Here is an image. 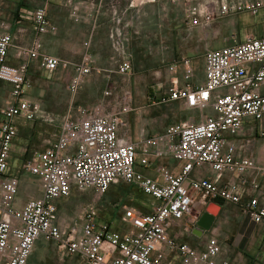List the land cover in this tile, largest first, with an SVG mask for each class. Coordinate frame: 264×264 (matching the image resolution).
<instances>
[{
  "label": "built area",
  "instance_id": "obj_1",
  "mask_svg": "<svg viewBox=\"0 0 264 264\" xmlns=\"http://www.w3.org/2000/svg\"><path fill=\"white\" fill-rule=\"evenodd\" d=\"M222 2L191 6L189 23L205 29L211 10L228 11ZM45 4L42 0L28 17L34 36L29 46L18 48L17 64L9 61V50L28 28L12 33L10 24L0 20V82L9 85L0 109V264H27L39 238L57 243L61 256L76 255L81 264H229L217 261L229 250L218 236V216L204 231L209 235L203 245L187 237L208 200L238 204L253 223H264V187L256 177L264 175V35L233 37L229 44L206 49L203 83L170 89L168 99L189 109H213L198 122H176L160 135L131 141L127 131H119L127 126L131 96L109 113L96 106L63 116L57 133L19 169L37 179L41 196L16 207L20 175L10 159L17 119L31 120L38 110L26 96L28 70L36 62L53 74L69 63L44 50L43 35L55 30ZM4 7L6 1L0 0V15ZM234 11L258 16L264 0H238ZM117 67L126 74L132 64L123 58ZM192 75L187 66L184 77ZM168 158L175 160L174 168ZM145 169L154 172L147 175ZM118 183L132 184L153 199L140 207L123 205V228L100 220L92 206L79 225L59 216L58 199L73 191L101 195Z\"/></svg>",
  "mask_w": 264,
  "mask_h": 264
},
{
  "label": "rangeland",
  "instance_id": "obj_2",
  "mask_svg": "<svg viewBox=\"0 0 264 264\" xmlns=\"http://www.w3.org/2000/svg\"><path fill=\"white\" fill-rule=\"evenodd\" d=\"M44 1L48 20L60 28L55 36H46L45 51L69 63L54 74L37 67L28 70L26 96L38 110L31 120L17 119L18 135L10 159L13 170L19 172L22 163L57 133L62 116L96 106L109 113L115 109L116 102L127 96L132 98L131 110L124 115L127 126H120V133L127 131L134 137L142 126L149 135L152 129L164 133L174 120V114L181 111L177 102L168 99L170 89L175 85L193 86L203 76V54L209 39L204 38L202 29L189 23L187 13L191 6L203 5L207 0H92L96 3L93 9L81 7L78 11L107 13L110 17L120 15L118 22H109L110 29L115 25L120 27L119 36L109 37L102 46L90 44L87 27L79 23L76 53L71 54L68 49V5H64L63 0ZM237 1L223 0L222 4L227 5L228 11L222 12L217 6V10L209 12L210 20L206 27H219L220 43L231 41L232 33L237 40H243L250 34L264 35V18L258 15L254 21L239 19L234 11ZM138 15L140 32L133 39L129 32L133 23L136 27ZM95 54L97 56L93 58ZM123 58H129L132 64L126 74L119 73L117 67ZM187 66L193 71L189 78L184 77ZM83 67H89V71L85 73ZM1 85L4 84H0V107L9 90L6 84V87ZM162 112L167 113V118L159 123L157 117ZM19 175L24 178L27 174L20 171ZM142 198L141 191L134 185L118 183L110 185L101 195L91 191H73L68 197L58 199L56 206L60 210L59 216L67 224L73 220L79 225L81 217L92 206L100 220L121 229L122 206L140 204ZM209 202L213 201L208 200L200 215ZM197 213L195 210L192 215ZM217 216L219 239L227 245L234 241L243 215L239 208L224 205ZM208 235L196 236L190 232L187 238L190 243L203 245ZM27 264H81V261L76 255L61 256L57 243L43 240L35 245Z\"/></svg>",
  "mask_w": 264,
  "mask_h": 264
},
{
  "label": "crops",
  "instance_id": "obj_3",
  "mask_svg": "<svg viewBox=\"0 0 264 264\" xmlns=\"http://www.w3.org/2000/svg\"><path fill=\"white\" fill-rule=\"evenodd\" d=\"M5 1H6V7H4L2 10V15H0V20H4L10 24V29L12 33H15V31L20 26H26L28 28L27 33L24 35L23 34L20 35V40L16 41L14 46H12L9 50V61L11 63L17 64L19 63V58L16 56L18 48L29 46L31 39L34 36V32L30 30V27H29L30 21L28 17L31 11L42 0H5ZM63 2H64V5L66 4L68 5V9H69L68 19L70 21V25H69L68 31H69L70 38H69V48L68 49H69L70 54L76 53L75 43H76L77 32L79 30L77 26L79 23H84V25L87 27L86 32L88 33V37H89L88 43L90 44L93 42L94 44L98 43V44H101L102 46L104 42L108 41L109 37L119 36L120 27L118 25H115L113 29H110L109 22L110 21L118 22L119 20H121V18H119L120 15L110 17V15L107 13L99 14V13H93V12L78 11V9H81V7L82 9L83 8L93 9L92 6L96 5V3H94L92 0H63ZM259 16L264 18V13L261 12ZM238 18L243 19V21H246V20L254 21L257 17L251 16L247 13H238ZM133 20H134V15H133ZM53 25L55 26V30L43 35L44 50H45L46 36H50V35L55 36L60 30L58 26H56L55 24ZM202 30L204 33V38L207 40L209 39L208 42L206 43L207 46L205 47V50L208 48L222 47L226 44H229L232 41L231 40L228 43H220V41H218L220 30H219V27H217L216 25L215 27H212V28L206 27L205 29H202ZM139 32H140V24H139V15H138L136 27H135V23H133V28L131 32H129V34H132V37L134 39L135 37L134 35L135 34L138 35ZM231 36L232 38L235 37V33H232ZM212 45H215V47H212ZM101 54L103 55V51ZM94 56L93 58H96L97 55L95 54ZM69 61L71 62V60ZM99 64H102V61H100ZM32 67L38 68L37 63L36 62L31 63L30 68ZM57 72L58 70L54 73H57ZM204 79L205 77H204V68H203L202 79L200 81H197V83L193 86L202 84ZM1 83L3 82H0V84ZM3 84H4L3 86L1 85L2 87L7 86L9 88L8 84L6 83H3ZM181 86L182 85H180L179 87ZM171 101L177 102L180 106L181 111H178L174 114V120L171 121L170 124L180 122V121L198 122L199 120L203 118V116L214 114V111L211 107H207L204 110L189 109L186 106H184L182 104V101L180 100H171ZM3 105H4V102L1 105L0 109L3 107ZM157 118L159 119V123H160L162 122V119L167 118V113L162 112ZM160 134L161 133H159L158 131L155 132L154 129H152V134L149 135L148 131H146L144 126H142L139 128L138 134H136L134 137L132 136L131 133L127 134L126 136L131 141L138 142L144 138H151L152 136L160 135ZM255 152L257 153V149ZM166 163L168 166L173 167V168L176 165L175 160H173L172 158H168L166 160ZM144 172L147 175H152L154 171L152 169H145ZM253 176H254V172L248 174L249 178H253ZM23 177L24 178H22V176L20 175V184H19L18 194H17V198L15 202L16 207H21L23 203L29 198H38L41 196V188L37 182V179L29 174ZM256 177H257V181L259 182V184H261L264 187V175L263 176L257 175ZM227 179H228V176L227 174H225L222 176L221 182L223 183ZM142 197L143 198L140 204L138 203L137 205H132V206L140 207L143 202H147V203L153 202V199L144 193H142ZM224 205H229V206H234V207L239 208L240 213L243 215L242 216L243 218L241 220V223L239 224L238 231H236V235L233 238L234 241L227 243V245L221 241L225 246H228L229 250L227 253H224L221 256H219L217 258V261L218 262L228 261L229 264H264V223H261V224L253 223L242 212L241 207L238 204L225 203ZM203 233H207V232H203ZM43 240H44L43 238H39L36 241L35 245L38 242H43ZM243 240H244V246L241 248V244Z\"/></svg>",
  "mask_w": 264,
  "mask_h": 264
},
{
  "label": "water",
  "instance_id": "obj_4",
  "mask_svg": "<svg viewBox=\"0 0 264 264\" xmlns=\"http://www.w3.org/2000/svg\"><path fill=\"white\" fill-rule=\"evenodd\" d=\"M221 209L220 204L216 202H209L205 211L199 216L196 227L193 229V233L196 236H201L204 231H208L214 223L215 217L218 215Z\"/></svg>",
  "mask_w": 264,
  "mask_h": 264
},
{
  "label": "trees",
  "instance_id": "obj_5",
  "mask_svg": "<svg viewBox=\"0 0 264 264\" xmlns=\"http://www.w3.org/2000/svg\"><path fill=\"white\" fill-rule=\"evenodd\" d=\"M215 202L219 203L220 205H223V202L221 200L216 199Z\"/></svg>",
  "mask_w": 264,
  "mask_h": 264
},
{
  "label": "flooded vegetation",
  "instance_id": "obj_6",
  "mask_svg": "<svg viewBox=\"0 0 264 264\" xmlns=\"http://www.w3.org/2000/svg\"><path fill=\"white\" fill-rule=\"evenodd\" d=\"M195 227H196V226H195ZM195 227H194V228H195Z\"/></svg>",
  "mask_w": 264,
  "mask_h": 264
}]
</instances>
